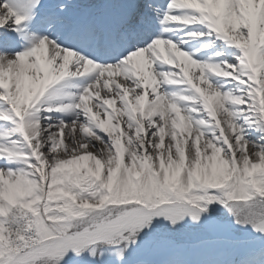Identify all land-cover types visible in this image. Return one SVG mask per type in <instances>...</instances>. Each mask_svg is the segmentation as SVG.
I'll list each match as a JSON object with an SVG mask.
<instances>
[{
	"label": "snow or ice",
	"instance_id": "obj_1",
	"mask_svg": "<svg viewBox=\"0 0 264 264\" xmlns=\"http://www.w3.org/2000/svg\"><path fill=\"white\" fill-rule=\"evenodd\" d=\"M0 264H264V0H0Z\"/></svg>",
	"mask_w": 264,
	"mask_h": 264
}]
</instances>
